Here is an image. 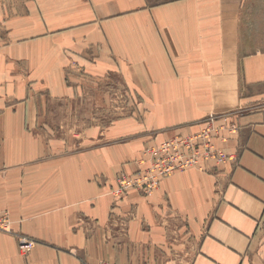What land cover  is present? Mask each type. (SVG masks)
<instances>
[{"label": "crops", "instance_id": "crops-1", "mask_svg": "<svg viewBox=\"0 0 264 264\" xmlns=\"http://www.w3.org/2000/svg\"><path fill=\"white\" fill-rule=\"evenodd\" d=\"M262 1L0 0V264H264ZM74 64L137 96L150 146L224 117L238 129L214 143L236 162L114 200L115 174L146 165L139 144L46 160L36 94L67 102Z\"/></svg>", "mask_w": 264, "mask_h": 264}, {"label": "rangeland", "instance_id": "rangeland-1", "mask_svg": "<svg viewBox=\"0 0 264 264\" xmlns=\"http://www.w3.org/2000/svg\"><path fill=\"white\" fill-rule=\"evenodd\" d=\"M263 3L264 1L260 2V7ZM254 28L256 31L257 26L254 25ZM256 37L259 40L248 41V44L254 45V52H261L264 50V36ZM73 66L77 70L73 69L71 74L67 75L68 84L76 87L77 92H74L67 102L54 99L45 92L36 94L40 125L44 128V133L48 134L39 139L43 141L46 149H49L46 160H55L61 156L80 154L106 146L115 147L116 154H123L125 151L117 147L127 146L132 142L135 146L139 144L143 147V155L145 148L150 147L149 142L155 138L153 137L155 131L146 130L148 127L144 120V107L138 105L137 96L116 78L92 77L84 74L81 71L82 67L76 64ZM36 77L37 81H42V75ZM118 173L123 172L115 174L113 185ZM101 182L103 186L106 185V181ZM172 222L177 226L175 220L169 224ZM170 242L179 246L181 243L186 244L177 233L171 235ZM172 254L181 256V250H173Z\"/></svg>", "mask_w": 264, "mask_h": 264}, {"label": "built area", "instance_id": "built-area-1", "mask_svg": "<svg viewBox=\"0 0 264 264\" xmlns=\"http://www.w3.org/2000/svg\"><path fill=\"white\" fill-rule=\"evenodd\" d=\"M216 121L222 123L215 125ZM204 122L205 126L196 133L174 136L159 145L145 148L142 164L146 165L129 175L118 173L114 178V185L109 192L114 200L121 199L129 191L145 197L150 196L163 179L175 173L188 169L207 172L205 163H211L217 169L226 163L234 164L235 156L224 153L214 143V139L224 141L221 132L236 133L237 126L218 116L209 117ZM0 231L10 232V221L6 212L0 213ZM18 245L20 250L28 252L33 247V241L21 237Z\"/></svg>", "mask_w": 264, "mask_h": 264}, {"label": "bare ground", "instance_id": "bare-ground-1", "mask_svg": "<svg viewBox=\"0 0 264 264\" xmlns=\"http://www.w3.org/2000/svg\"><path fill=\"white\" fill-rule=\"evenodd\" d=\"M174 175V174H173ZM25 250V249H24Z\"/></svg>", "mask_w": 264, "mask_h": 264}]
</instances>
